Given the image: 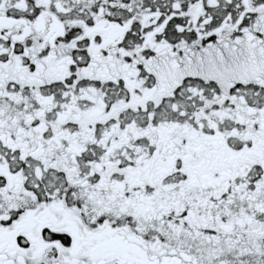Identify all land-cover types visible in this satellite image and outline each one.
I'll return each mask as SVG.
<instances>
[{
  "label": "snow or ice",
  "instance_id": "1",
  "mask_svg": "<svg viewBox=\"0 0 264 264\" xmlns=\"http://www.w3.org/2000/svg\"><path fill=\"white\" fill-rule=\"evenodd\" d=\"M0 264H264V0H0Z\"/></svg>",
  "mask_w": 264,
  "mask_h": 264
}]
</instances>
